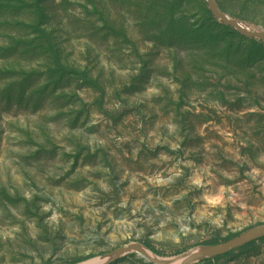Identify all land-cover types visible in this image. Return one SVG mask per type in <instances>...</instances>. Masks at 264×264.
<instances>
[{"label": "rangeland", "instance_id": "rangeland-1", "mask_svg": "<svg viewBox=\"0 0 264 264\" xmlns=\"http://www.w3.org/2000/svg\"><path fill=\"white\" fill-rule=\"evenodd\" d=\"M215 1L264 32V0ZM207 12L0 0V264L168 260L264 224V43Z\"/></svg>", "mask_w": 264, "mask_h": 264}, {"label": "water", "instance_id": "water-1", "mask_svg": "<svg viewBox=\"0 0 264 264\" xmlns=\"http://www.w3.org/2000/svg\"><path fill=\"white\" fill-rule=\"evenodd\" d=\"M204 1L207 6L208 12L216 22L234 30L243 38L264 43L263 31L253 30L244 26L241 22L228 17L219 9L215 0ZM263 237L264 224L249 228L243 233L226 242H222L217 245H204L168 260L150 256L147 253V250H145L140 245L131 244L126 247L118 248L111 253L104 255L103 257H101V259L96 260L90 264H112L118 259L131 253L138 254L150 264H197L207 259H213L234 252L252 242L258 241Z\"/></svg>", "mask_w": 264, "mask_h": 264}, {"label": "trees", "instance_id": "trees-1", "mask_svg": "<svg viewBox=\"0 0 264 264\" xmlns=\"http://www.w3.org/2000/svg\"><path fill=\"white\" fill-rule=\"evenodd\" d=\"M207 15L209 16L210 20H213V18H212V16L210 15L209 12H207ZM215 23L218 24L217 22H215ZM222 27H223V26H222ZM225 29H230V28L225 27ZM232 31H233V30H232ZM234 33L237 34L235 31H234ZM237 35H238V34H237ZM249 41H253V40H249ZM236 236H238V235L229 236V237L225 238L222 242H226V241H228V240H230V239H232V238H234V237H236ZM258 241H259V242H264V237H263V238H260ZM219 243H220V242H218V241H216V240H211V241H209L208 243H206L205 245H217V244H219ZM254 244H255V242H252V243H250V244H248V245H246V246H244V247H242V248H240V249H238V250H236V251H244V250H247V249L251 248ZM233 253H234V252H231V253L226 254V255H224V256L216 257V258H213V259H207V260H204V261H202V262H200V263H197V264H206V263H211V262H218V261H220V260H222V259H224V258H226V257L231 256Z\"/></svg>", "mask_w": 264, "mask_h": 264}, {"label": "bare ground", "instance_id": "bare-ground-1", "mask_svg": "<svg viewBox=\"0 0 264 264\" xmlns=\"http://www.w3.org/2000/svg\"><path fill=\"white\" fill-rule=\"evenodd\" d=\"M245 26V25H244ZM147 253L150 255V256H153L151 253H149L148 251H147ZM94 261H96V260H93V261H89V262H87V263H84V264H90V263H93Z\"/></svg>", "mask_w": 264, "mask_h": 264}]
</instances>
